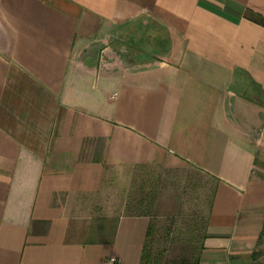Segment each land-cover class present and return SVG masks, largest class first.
I'll use <instances>...</instances> for the list:
<instances>
[{
    "label": "crops",
    "instance_id": "obj_1",
    "mask_svg": "<svg viewBox=\"0 0 264 264\" xmlns=\"http://www.w3.org/2000/svg\"><path fill=\"white\" fill-rule=\"evenodd\" d=\"M259 130L264 0H0V264H141L146 216L70 231L107 167L195 170L188 263L264 264Z\"/></svg>",
    "mask_w": 264,
    "mask_h": 264
},
{
    "label": "rangeland",
    "instance_id": "obj_2",
    "mask_svg": "<svg viewBox=\"0 0 264 264\" xmlns=\"http://www.w3.org/2000/svg\"><path fill=\"white\" fill-rule=\"evenodd\" d=\"M126 51L122 57L130 62L136 52ZM211 191L212 183L188 167H107L100 191L76 200L70 231L81 238L95 219L146 216L152 231L146 248L150 263L190 262L203 235Z\"/></svg>",
    "mask_w": 264,
    "mask_h": 264
},
{
    "label": "trees",
    "instance_id": "obj_3",
    "mask_svg": "<svg viewBox=\"0 0 264 264\" xmlns=\"http://www.w3.org/2000/svg\"><path fill=\"white\" fill-rule=\"evenodd\" d=\"M149 235H150V232H149ZM147 237H148V234H147ZM147 243L148 241L145 243V246L143 248V253H142V257H141V264H151V260L148 256V254L146 253V248H147ZM189 261H182V262H179V264H189L188 263Z\"/></svg>",
    "mask_w": 264,
    "mask_h": 264
},
{
    "label": "built area",
    "instance_id": "obj_4",
    "mask_svg": "<svg viewBox=\"0 0 264 264\" xmlns=\"http://www.w3.org/2000/svg\"><path fill=\"white\" fill-rule=\"evenodd\" d=\"M107 264H122L119 260L115 258H110L107 262Z\"/></svg>",
    "mask_w": 264,
    "mask_h": 264
}]
</instances>
